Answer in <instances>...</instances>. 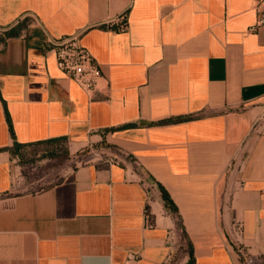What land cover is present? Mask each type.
I'll return each instance as SVG.
<instances>
[{"label":"crops","instance_id":"1","mask_svg":"<svg viewBox=\"0 0 264 264\" xmlns=\"http://www.w3.org/2000/svg\"><path fill=\"white\" fill-rule=\"evenodd\" d=\"M257 3L0 0V264H264ZM124 12L126 31L100 25ZM73 34L102 74L92 92L46 48ZM54 143L124 162L18 191L21 152Z\"/></svg>","mask_w":264,"mask_h":264},{"label":"built area","instance_id":"2","mask_svg":"<svg viewBox=\"0 0 264 264\" xmlns=\"http://www.w3.org/2000/svg\"><path fill=\"white\" fill-rule=\"evenodd\" d=\"M256 11L258 15L257 26L264 25V0H258ZM100 25L118 32L126 31L128 28V15L124 12L116 18L106 20ZM78 38L79 34L63 36L61 38L48 37L46 48L55 54L57 66L66 76L77 82L87 92H92L96 89L98 80L102 77V74L93 55L87 48L80 45ZM118 151L117 155L108 157L106 160L109 163L123 164L124 152ZM136 166L139 167V164L137 163ZM144 183L148 190L150 202L152 193L155 190V184L145 180ZM146 225L148 227L152 226L148 215Z\"/></svg>","mask_w":264,"mask_h":264},{"label":"rangeland","instance_id":"3","mask_svg":"<svg viewBox=\"0 0 264 264\" xmlns=\"http://www.w3.org/2000/svg\"><path fill=\"white\" fill-rule=\"evenodd\" d=\"M117 149L101 150L96 147L85 148L75 152L65 143L44 144L25 150L19 155L15 165L20 166L19 177H25L24 184L18 191H30L38 185L60 180L65 171L80 163H86L94 159H107L117 155ZM44 176L39 183L38 178Z\"/></svg>","mask_w":264,"mask_h":264},{"label":"trees","instance_id":"4","mask_svg":"<svg viewBox=\"0 0 264 264\" xmlns=\"http://www.w3.org/2000/svg\"><path fill=\"white\" fill-rule=\"evenodd\" d=\"M22 146L21 145H15V150L20 149ZM161 192H162V197L166 203L167 208H169L171 211L173 212H177V208L173 202V200L171 199L169 193L166 191V189H164L162 186H160Z\"/></svg>","mask_w":264,"mask_h":264}]
</instances>
